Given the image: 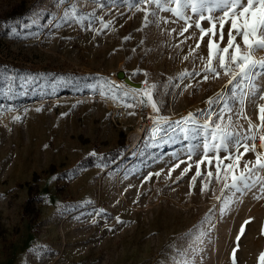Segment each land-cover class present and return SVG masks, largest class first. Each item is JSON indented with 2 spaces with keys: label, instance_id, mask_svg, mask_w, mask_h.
Returning <instances> with one entry per match:
<instances>
[{
  "label": "rangeland",
  "instance_id": "obj_1",
  "mask_svg": "<svg viewBox=\"0 0 264 264\" xmlns=\"http://www.w3.org/2000/svg\"><path fill=\"white\" fill-rule=\"evenodd\" d=\"M143 16L121 0H0V264H231L242 225L237 264H258L264 251L260 185L237 194L222 214L215 199L221 184L201 192L197 178L191 187L194 166L177 180L187 164L169 178L176 156L187 159L189 141L165 142L164 133L153 139L150 107L117 110L99 95L103 78L111 80L107 73L122 70L140 86L118 76L111 81L127 88H141L145 79L158 85L159 115L176 121L191 112L201 123L207 119L206 101L228 77L179 79L201 67L191 57L183 60L195 41L174 47L183 37L169 32H179L183 22L144 27ZM83 17L91 24L79 22ZM101 19L111 25L102 29ZM192 33L199 36L195 28L185 35ZM200 54L207 55L206 44ZM257 86L264 90V76ZM258 102L249 97L244 104L253 123ZM232 108L237 113L240 104ZM232 119L247 129V121ZM138 121L145 126L132 146L128 133ZM118 147L114 158L104 159L102 152ZM92 152L91 165L79 163ZM254 159L246 154L241 168Z\"/></svg>",
  "mask_w": 264,
  "mask_h": 264
},
{
  "label": "snow or ice",
  "instance_id": "obj_2",
  "mask_svg": "<svg viewBox=\"0 0 264 264\" xmlns=\"http://www.w3.org/2000/svg\"><path fill=\"white\" fill-rule=\"evenodd\" d=\"M121 3L130 10L144 13V27L154 22L157 25L161 22H183L179 32L171 29L169 35L176 33L177 38L183 37L174 45L177 48L189 40L195 41L194 46L189 47L188 54L183 56V60L187 61L191 57L194 63L199 61L201 67L199 71L195 68L192 71L185 70L179 79L202 77V81L207 82L224 76L228 77V80L220 92L206 101L209 111L203 123L191 112L176 121L159 115L161 109L155 99L158 85L149 83L147 79L142 82L141 88H127L123 84L103 78L99 95L121 103L126 109L135 108L137 105L150 107L152 113L156 114L149 117L153 121V139L164 133L167 136L165 142H171L177 137L189 141L184 152L187 159L181 160L176 156L178 162L169 169V178L181 164H187L177 180L182 179L194 166L195 174L191 177V187L195 186L197 178H202L201 192L209 191L213 182L221 184L220 195L215 196V199L221 205L219 211L222 214L236 202L237 194L242 197L257 185H260V191L264 194V90L257 86V80L264 76V58H256L257 52L264 51V0H121ZM163 12L169 13L175 19L170 20L158 15ZM85 19L91 24L89 17H83L79 22L83 23ZM100 22L102 29L111 25V21L104 22L101 19ZM205 22L207 27L204 26ZM226 25L228 27L225 42ZM193 28L199 36L195 33L186 36L185 34ZM202 44H206V56L200 54ZM139 71L137 69L133 75ZM143 74L148 76L147 72ZM249 97L259 101L256 104L258 123H253L244 112V104ZM233 103L240 104L239 112H233ZM214 105L218 106V111ZM128 115H135V112H129ZM233 115H236L238 120L247 121V129H244L243 125H234ZM13 119L19 120L20 117ZM200 149V158L193 161ZM221 152L224 153L223 156L220 155ZM250 152L254 154L255 159L244 161L241 168L243 157ZM90 155L95 156L96 153L92 152ZM201 165L206 166V172L201 171ZM151 175L159 176L160 173ZM151 175L146 179H150ZM257 198H264V195ZM212 211L213 209H209L205 221L210 220ZM117 220L119 222L118 217ZM248 223L250 221L244 222L245 225ZM244 231L242 225L240 234L236 237L237 247L233 248L231 253V264H237L238 242ZM258 264H264V251L259 253Z\"/></svg>",
  "mask_w": 264,
  "mask_h": 264
},
{
  "label": "trees",
  "instance_id": "obj_3",
  "mask_svg": "<svg viewBox=\"0 0 264 264\" xmlns=\"http://www.w3.org/2000/svg\"><path fill=\"white\" fill-rule=\"evenodd\" d=\"M120 146H122V149H124L126 146L125 144H121ZM120 148H112L108 151H104L102 152V155L104 157V159L108 160V159H111V158H114L119 152H120ZM94 157L95 156H92V155H88L86 157H83L79 160V163L82 164V165H91L94 161Z\"/></svg>",
  "mask_w": 264,
  "mask_h": 264
},
{
  "label": "bare ground",
  "instance_id": "obj_4",
  "mask_svg": "<svg viewBox=\"0 0 264 264\" xmlns=\"http://www.w3.org/2000/svg\"><path fill=\"white\" fill-rule=\"evenodd\" d=\"M144 126L145 123L143 121H138L134 128L128 133V141L132 146L138 142V139L143 132Z\"/></svg>",
  "mask_w": 264,
  "mask_h": 264
},
{
  "label": "built area",
  "instance_id": "obj_5",
  "mask_svg": "<svg viewBox=\"0 0 264 264\" xmlns=\"http://www.w3.org/2000/svg\"><path fill=\"white\" fill-rule=\"evenodd\" d=\"M107 76L109 79L111 80H116L117 79V71H109L107 73ZM112 106L114 109H117V110H121V109H124L123 105L121 103H117V102H112ZM4 117V111H1L0 112V119H2Z\"/></svg>",
  "mask_w": 264,
  "mask_h": 264
},
{
  "label": "water",
  "instance_id": "obj_6",
  "mask_svg": "<svg viewBox=\"0 0 264 264\" xmlns=\"http://www.w3.org/2000/svg\"><path fill=\"white\" fill-rule=\"evenodd\" d=\"M117 76L119 78H123L126 82L132 84L133 86H138L139 85V83L133 82L131 79H129L122 70H119L117 72Z\"/></svg>",
  "mask_w": 264,
  "mask_h": 264
}]
</instances>
